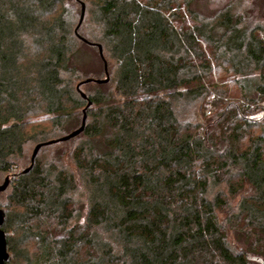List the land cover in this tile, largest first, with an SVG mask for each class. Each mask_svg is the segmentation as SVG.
Masks as SVG:
<instances>
[{"label": "trees", "instance_id": "1", "mask_svg": "<svg viewBox=\"0 0 264 264\" xmlns=\"http://www.w3.org/2000/svg\"><path fill=\"white\" fill-rule=\"evenodd\" d=\"M78 1L92 45L76 0H0L6 264H264L263 40L196 0Z\"/></svg>", "mask_w": 264, "mask_h": 264}, {"label": "rangeland", "instance_id": "2", "mask_svg": "<svg viewBox=\"0 0 264 264\" xmlns=\"http://www.w3.org/2000/svg\"><path fill=\"white\" fill-rule=\"evenodd\" d=\"M192 10L198 12L202 17L212 18L218 15L221 11H228L232 17L238 18L241 20V26H245L248 29H254L255 35H258L261 40L264 42V0H196L191 4ZM224 9V10H223ZM183 11V10H181ZM85 64L87 62L93 64L90 68H96L98 61L92 52H89L84 57ZM83 62V63H84ZM92 69V70H93ZM228 74L227 76H229ZM219 76H222L219 74ZM215 80H218V75L214 74L212 77ZM232 78V77H231ZM218 83H224L227 85V97H237L239 96L237 88L228 82V80L220 81ZM262 105V104H261ZM197 107V105L195 106ZM210 111L205 110L204 115L209 116ZM48 147V146H46ZM34 145L29 147V158L31 156ZM49 153V149H43V156ZM23 169V168H21ZM13 173L9 174H0V184L4 179ZM5 199H0V208H3ZM224 214H220L219 217L223 218Z\"/></svg>", "mask_w": 264, "mask_h": 264}, {"label": "water", "instance_id": "3", "mask_svg": "<svg viewBox=\"0 0 264 264\" xmlns=\"http://www.w3.org/2000/svg\"><path fill=\"white\" fill-rule=\"evenodd\" d=\"M76 1L79 2V4H80V16H79L78 24L74 30V34L79 40H81V42H83L85 44L92 45L91 43L87 42L85 39L80 37L78 34V29L80 28V26L83 22V19H84V15H85V5L78 0H76ZM94 46H96V48L98 49V55L103 61L104 71H105V79H86V80L80 82V84L77 85V90L79 91L81 97L84 99H86V95L80 91V85H84L87 83L104 84V83H107L109 81V75L107 72V64H106L105 59L103 57L102 47L100 45H94ZM90 105H91V103L89 102L87 104V107H89ZM82 111H83L82 122H81V125L78 129L74 130L73 132L69 133L68 135H65V136H63L57 140H51L48 142L40 143L34 147L31 158H30V165L28 168H26L22 171L23 174H26V173H28V171H30L31 167L34 164V160H35L39 150L42 147L50 146V145H53L56 143H61V142H67V141L71 140L72 138L77 137L79 134H81L83 132L85 124H86L87 116H86L85 111L84 110H82ZM9 183H10V178L6 177L4 179V181L0 184V193L1 194H2V192H4L8 188ZM4 219H5V212L3 209L0 208V264H6L9 260V254H8V252H6L7 251L6 238H5L6 236H5L4 231L1 228L4 224ZM255 259L260 260L257 258H255Z\"/></svg>", "mask_w": 264, "mask_h": 264}]
</instances>
